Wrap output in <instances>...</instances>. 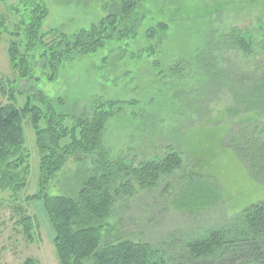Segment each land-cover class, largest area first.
<instances>
[{
	"label": "rangeland",
	"instance_id": "374dc122",
	"mask_svg": "<svg viewBox=\"0 0 264 264\" xmlns=\"http://www.w3.org/2000/svg\"><path fill=\"white\" fill-rule=\"evenodd\" d=\"M85 1L43 0L47 15L41 30L72 34L89 29L105 17L104 6L109 0ZM17 2L0 1V82L6 88L21 90L13 104L20 106L27 98L37 103L35 94L42 92L53 99L55 110L66 115L69 125L74 117L89 111L94 99L117 101L101 138L111 158L121 156L137 165L171 150L181 157L182 167L172 174L173 178H164L157 187L135 193L132 200L119 197L109 224L131 237L141 235L139 239L153 246L172 232L168 239L175 243L181 235L221 226L244 207L264 199V182L249 175L226 145L229 129L237 119L227 112V89L206 97L211 85L201 68L184 67L181 76L168 70L175 61L193 60L198 51L216 48L232 27L258 40L257 28L264 25V0H142L132 15L135 36L107 42L91 54L75 55L58 67L52 80H48V69L41 67V61L36 62L33 78L26 82L17 81L6 53L10 39L6 29L17 21L10 6ZM159 23L166 29L148 38L147 29ZM220 47L218 57H229L237 74L264 65V52L245 56ZM8 101V95L0 91V105ZM261 119L264 124V113ZM24 138L31 156L28 183L18 195L21 199L36 191L38 177L39 155L27 121ZM91 165L85 157L76 163L68 158L61 174L47 186L48 194L71 189L79 171ZM188 174L191 177L185 176L188 181L184 179V189L171 196V185L177 186V181ZM214 195L217 205L203 211L174 209L171 204L207 202L209 207ZM20 202L24 213L35 219L34 241L24 239L16 224L19 207L0 200V264H20L27 257L36 264H59L54 232L42 203Z\"/></svg>",
	"mask_w": 264,
	"mask_h": 264
},
{
	"label": "trees",
	"instance_id": "16d2710c",
	"mask_svg": "<svg viewBox=\"0 0 264 264\" xmlns=\"http://www.w3.org/2000/svg\"><path fill=\"white\" fill-rule=\"evenodd\" d=\"M17 1L10 6L17 16L15 25L10 29L2 22L1 25L10 38L6 51L9 66L17 74L18 82H26L33 78L31 72L36 62L41 61V67L48 69V80H52L58 67L75 55L91 54L107 42L135 36L132 15L142 0H109L104 6L105 17L89 29L72 34L41 30L47 15L43 0ZM165 29L166 25L159 23L147 29L146 36L153 37L158 30ZM256 32L259 38L253 40L243 35L238 27H232L216 48L198 51L193 60L175 61L168 70L181 76L184 67L201 68L211 85L206 97L227 89L230 96L227 112L237 119L229 129L226 145L249 175L264 182L261 181L264 180V124L261 119L264 65L247 72L240 70L237 74L229 57H218L216 53L222 50L220 45L224 51L245 56L264 52V25ZM0 91L10 100L0 105V200L19 207L16 224L28 242L34 241L35 219L20 208V200L42 203L54 232L53 244L59 264H264V199L244 207L221 226L181 235L175 243L168 239L172 232L153 246L139 239L141 235L131 237L126 232L123 234L120 227L108 223L119 197L132 200L135 193L157 187L164 178H173L172 174L182 167L180 155L172 150L137 165L126 162L121 156L110 157L101 138L117 101L94 99L89 111L74 117L68 125L66 115L58 113L53 99L42 92L35 94L37 103L27 98L22 105L16 106L13 102L21 91L18 87L6 88L0 82ZM25 121L33 131L39 160L37 189L21 199L18 195L28 183L31 156L30 149L25 146ZM70 157L75 163L82 162L85 157L92 165L79 171L74 178L75 187L65 188L61 194H48L47 186L61 174ZM185 176L191 177L183 175L177 186L171 185V196H176V192L187 185ZM217 203L216 195L209 207L207 202L183 205L171 201L174 209L189 211H203ZM20 264L36 262L27 257Z\"/></svg>",
	"mask_w": 264,
	"mask_h": 264
}]
</instances>
